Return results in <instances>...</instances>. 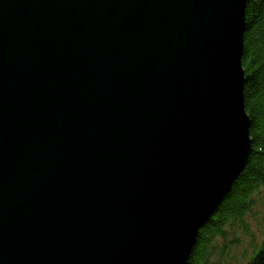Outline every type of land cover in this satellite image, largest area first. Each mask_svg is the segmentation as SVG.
Wrapping results in <instances>:
<instances>
[{"label": "water", "instance_id": "obj_1", "mask_svg": "<svg viewBox=\"0 0 264 264\" xmlns=\"http://www.w3.org/2000/svg\"><path fill=\"white\" fill-rule=\"evenodd\" d=\"M248 0H0V264H187L250 160Z\"/></svg>", "mask_w": 264, "mask_h": 264}, {"label": "trees", "instance_id": "obj_2", "mask_svg": "<svg viewBox=\"0 0 264 264\" xmlns=\"http://www.w3.org/2000/svg\"><path fill=\"white\" fill-rule=\"evenodd\" d=\"M246 21L242 61L253 150L229 193L200 228L187 264H233L226 260L230 234L236 225L247 228L245 217L252 212L255 194L264 188V0H248ZM245 264H264V239L254 244Z\"/></svg>", "mask_w": 264, "mask_h": 264}, {"label": "rangeland", "instance_id": "obj_3", "mask_svg": "<svg viewBox=\"0 0 264 264\" xmlns=\"http://www.w3.org/2000/svg\"><path fill=\"white\" fill-rule=\"evenodd\" d=\"M245 219L247 228L236 225L230 234L226 260L233 264H245L254 244L264 239V188L255 194L254 207Z\"/></svg>", "mask_w": 264, "mask_h": 264}]
</instances>
